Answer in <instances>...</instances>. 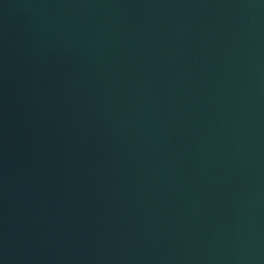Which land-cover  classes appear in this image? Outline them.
Wrapping results in <instances>:
<instances>
[{
    "label": "water",
    "instance_id": "water-1",
    "mask_svg": "<svg viewBox=\"0 0 264 264\" xmlns=\"http://www.w3.org/2000/svg\"><path fill=\"white\" fill-rule=\"evenodd\" d=\"M0 264H264V0H0Z\"/></svg>",
    "mask_w": 264,
    "mask_h": 264
}]
</instances>
